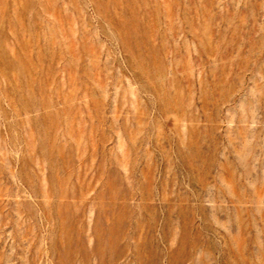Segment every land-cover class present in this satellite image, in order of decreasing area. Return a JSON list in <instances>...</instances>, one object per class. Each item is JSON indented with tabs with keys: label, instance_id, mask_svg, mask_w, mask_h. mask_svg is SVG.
I'll list each match as a JSON object with an SVG mask.
<instances>
[{
	"label": "rangeland",
	"instance_id": "rangeland-1",
	"mask_svg": "<svg viewBox=\"0 0 264 264\" xmlns=\"http://www.w3.org/2000/svg\"><path fill=\"white\" fill-rule=\"evenodd\" d=\"M0 264H264V0H0Z\"/></svg>",
	"mask_w": 264,
	"mask_h": 264
}]
</instances>
